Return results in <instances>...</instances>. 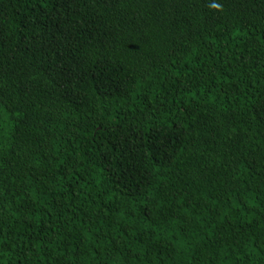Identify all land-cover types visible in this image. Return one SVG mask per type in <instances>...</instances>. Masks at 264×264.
<instances>
[{"label": "trees", "instance_id": "obj_1", "mask_svg": "<svg viewBox=\"0 0 264 264\" xmlns=\"http://www.w3.org/2000/svg\"><path fill=\"white\" fill-rule=\"evenodd\" d=\"M0 264H264V0H0Z\"/></svg>", "mask_w": 264, "mask_h": 264}]
</instances>
